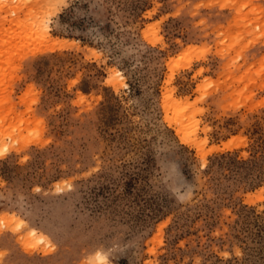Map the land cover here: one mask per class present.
I'll use <instances>...</instances> for the list:
<instances>
[{
  "label": "rangeland",
  "instance_id": "rangeland-1",
  "mask_svg": "<svg viewBox=\"0 0 264 264\" xmlns=\"http://www.w3.org/2000/svg\"><path fill=\"white\" fill-rule=\"evenodd\" d=\"M103 263L264 264V0H0V264Z\"/></svg>",
  "mask_w": 264,
  "mask_h": 264
},
{
  "label": "bare ground",
  "instance_id": "bare-ground-1",
  "mask_svg": "<svg viewBox=\"0 0 264 264\" xmlns=\"http://www.w3.org/2000/svg\"><path fill=\"white\" fill-rule=\"evenodd\" d=\"M58 42H59V41H58ZM53 50H54V48H53ZM163 97H164L165 99H169L168 96L165 95V93L163 94ZM42 236H43V235H42ZM98 260L101 261V262H104V257L99 256V257H98ZM103 264H104V263H103Z\"/></svg>",
  "mask_w": 264,
  "mask_h": 264
}]
</instances>
